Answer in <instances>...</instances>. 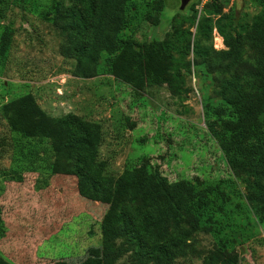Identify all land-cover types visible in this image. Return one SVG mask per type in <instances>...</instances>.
I'll use <instances>...</instances> for the list:
<instances>
[{
    "label": "rangeland",
    "instance_id": "rangeland-1",
    "mask_svg": "<svg viewBox=\"0 0 264 264\" xmlns=\"http://www.w3.org/2000/svg\"><path fill=\"white\" fill-rule=\"evenodd\" d=\"M130 1L126 27L118 36L151 41L172 32L169 20L174 25L179 17V0H164L158 26L143 14L160 0ZM193 1L197 9L210 7L211 0ZM71 2L0 0V34L6 27L9 41L0 56V258L7 264H101L100 222L108 204L79 196L76 176L65 170L69 161L53 151L51 141L11 130L2 114L3 104L29 94L46 117L70 113L98 127L96 160L105 163L111 178L147 161L169 181L210 187L206 195L213 207L197 228L181 222L182 252L169 264H201L220 244L225 252L237 253L238 264H264V198L245 175L250 154L235 139L246 123L213 113L205 117V106L210 115L220 101L214 94L219 74L210 66L211 52L225 46L215 28L206 40L191 37L208 55L197 57L184 73L186 97L178 101L165 85L133 90L116 81L105 50L90 76L76 74L75 59L60 50L63 33L53 24L55 10L63 11ZM216 2L220 14H231L243 26L260 8L253 0ZM203 16L211 25L218 15ZM188 58L192 61L191 52ZM253 59L244 45L234 71L241 73ZM121 203L129 204L123 200L117 206ZM116 244L122 250L116 264L131 263L134 244L124 237Z\"/></svg>",
    "mask_w": 264,
    "mask_h": 264
},
{
    "label": "trees",
    "instance_id": "trees-1",
    "mask_svg": "<svg viewBox=\"0 0 264 264\" xmlns=\"http://www.w3.org/2000/svg\"><path fill=\"white\" fill-rule=\"evenodd\" d=\"M211 1L209 8L200 5L197 9L193 0L183 11L178 7L174 25L169 20L172 32L161 40L118 36L126 27L125 11L132 4L130 0H72L63 11L55 10L53 24L63 33L60 50L75 59L76 74L90 76L105 50L110 74L116 81L133 90L165 85L178 101L186 97L184 73H189L197 57L208 55L191 37L206 40L215 28L225 46L211 52L210 66L219 74L214 94L220 101L210 115L205 106V117L213 113L218 119L246 123L235 139L250 154L245 175L264 198V0H253L260 8L247 26L235 23L231 14H220V5ZM164 6V0L147 6L143 19L153 26L162 24ZM202 10L204 14L199 17ZM206 14L218 16L210 25L208 17L203 16ZM8 42L5 27L0 34L2 57ZM244 45L254 53L253 65L238 73L234 69L241 62ZM1 111L11 130L51 141L53 151L69 161L65 170L76 176L79 196L108 204L100 222L101 264H116L122 253L116 240L121 237L134 244L133 260L128 264L171 263L182 252L185 231L181 222L186 220L197 228L207 217L208 208L213 207V200L206 195L210 187L197 189L183 180L169 181L157 167L149 168L147 161L122 170L116 179L108 176L105 163L96 160L101 140L98 127L74 114L46 117L29 94L3 104ZM123 200L129 204L117 206ZM0 264L7 263L0 258ZM201 264H238V257L236 252H225L220 244L202 257Z\"/></svg>",
    "mask_w": 264,
    "mask_h": 264
},
{
    "label": "water",
    "instance_id": "water-1",
    "mask_svg": "<svg viewBox=\"0 0 264 264\" xmlns=\"http://www.w3.org/2000/svg\"><path fill=\"white\" fill-rule=\"evenodd\" d=\"M189 0H179V9H183Z\"/></svg>",
    "mask_w": 264,
    "mask_h": 264
}]
</instances>
